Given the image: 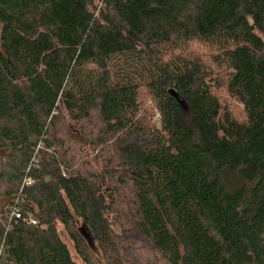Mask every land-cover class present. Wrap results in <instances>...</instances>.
I'll use <instances>...</instances> for the list:
<instances>
[{
	"label": "trees",
	"instance_id": "16d2710c",
	"mask_svg": "<svg viewBox=\"0 0 264 264\" xmlns=\"http://www.w3.org/2000/svg\"><path fill=\"white\" fill-rule=\"evenodd\" d=\"M0 23V264H77L58 225L82 264H154L136 238L264 264V0H0Z\"/></svg>",
	"mask_w": 264,
	"mask_h": 264
},
{
	"label": "rangeland",
	"instance_id": "374dc122",
	"mask_svg": "<svg viewBox=\"0 0 264 264\" xmlns=\"http://www.w3.org/2000/svg\"><path fill=\"white\" fill-rule=\"evenodd\" d=\"M156 118L157 117H155L154 118V121H156ZM97 153H95L94 155H92V156H96V159H95V164L97 165V166H101L102 165V163H100V161H99V159L97 158V155H96ZM57 228H58V234H59V236H60V239H61V241L67 246V248H68V250H69V252H70V255H71V257H72V259L77 263V264H82L81 263V260L78 258V256L76 255V253H75V251H74V249H73V245H72V243L70 242V240H69V238L67 237V235H66V233L64 232V230H63V228L61 227V226H57ZM116 230V229H115ZM116 232H118L117 230H116ZM137 239V241H136V245H137V247L139 248V252L141 253V255H142V261H139V262H146V261H151V263H154V264H158L159 263V261H158V257H156L153 253H151L150 252V250H149V248L145 245V244H143V243H141V240H140V238H136Z\"/></svg>",
	"mask_w": 264,
	"mask_h": 264
},
{
	"label": "water",
	"instance_id": "95a60500",
	"mask_svg": "<svg viewBox=\"0 0 264 264\" xmlns=\"http://www.w3.org/2000/svg\"><path fill=\"white\" fill-rule=\"evenodd\" d=\"M2 33V26H1V23H0V35ZM170 94L178 101L180 107L186 109V106H185V102L183 100H179V97L178 95L174 92V91H171ZM9 154V151H0V175H1V172H2V160H3V157L5 155H8ZM9 203L8 200H5V199H0V211Z\"/></svg>",
	"mask_w": 264,
	"mask_h": 264
},
{
	"label": "built area",
	"instance_id": "2783aa9c",
	"mask_svg": "<svg viewBox=\"0 0 264 264\" xmlns=\"http://www.w3.org/2000/svg\"><path fill=\"white\" fill-rule=\"evenodd\" d=\"M30 184H31L30 180H27V181H26V185H30ZM13 215H14L15 218H17V219L20 218V215H19L18 213H16V212H14ZM28 221H29V223H30L31 225H35V224H36V222H35L31 217H29Z\"/></svg>",
	"mask_w": 264,
	"mask_h": 264
}]
</instances>
